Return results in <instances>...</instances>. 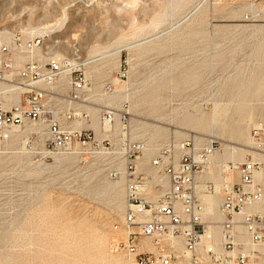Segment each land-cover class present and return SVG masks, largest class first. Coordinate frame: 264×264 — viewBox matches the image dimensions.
I'll use <instances>...</instances> for the list:
<instances>
[{"label":"rangeland","instance_id":"obj_1","mask_svg":"<svg viewBox=\"0 0 264 264\" xmlns=\"http://www.w3.org/2000/svg\"><path fill=\"white\" fill-rule=\"evenodd\" d=\"M263 11L264 0H0V34L45 36L54 54L75 42L84 55L122 49L128 96L111 98L131 105L150 170L162 146L186 139H214L221 158L244 159L264 120ZM120 54L90 64L98 84L117 76ZM44 139L31 132L0 151V264H131L111 249L124 183L77 160L84 174L63 179L64 165L37 153Z\"/></svg>","mask_w":264,"mask_h":264},{"label":"built area","instance_id":"obj_2","mask_svg":"<svg viewBox=\"0 0 264 264\" xmlns=\"http://www.w3.org/2000/svg\"><path fill=\"white\" fill-rule=\"evenodd\" d=\"M41 36L0 34V145L34 122L46 131L47 151L73 155L99 177L124 178L127 204L115 228L127 235L111 249L133 264H264V120L243 160L216 159L214 139H186L139 169L145 140L131 133L127 101H112L116 84L90 76L95 61L84 62L77 42L70 55H55ZM128 66L121 60L120 82Z\"/></svg>","mask_w":264,"mask_h":264},{"label":"bare ground","instance_id":"obj_3","mask_svg":"<svg viewBox=\"0 0 264 264\" xmlns=\"http://www.w3.org/2000/svg\"><path fill=\"white\" fill-rule=\"evenodd\" d=\"M45 41H46L45 36H41V44H45ZM71 48H75V43L72 44ZM121 50L122 49H120V48H117L115 50L108 49V50L99 51L98 53L96 52L97 53L96 55H94V54H88L87 57L84 59V62L87 63V64H89V63H91L93 61H96V60H99V59H104V57L106 58L107 56H110V55H112L114 53H120L121 52V54H120V60H119V66H120V62L122 60V51ZM55 55H60V54H55ZM119 66H118V70H119ZM96 68H97V66H95V65H92V66L89 65L88 66V73L90 74V76L95 81H97V80H99L101 78V77H95L94 76L93 73H94V69H96ZM97 69H99V68H97ZM109 76L110 75L107 76L106 80H108V81H110L112 83H115V84H120L121 83L118 80L117 77H115L114 80H110L108 78ZM128 87H130V83L129 84H127V83H125V84L124 83H121L119 87L115 88L114 93L111 95V97H116L117 95H119V96H128V94L126 93V91H128ZM121 93H125V94L121 95ZM16 97H18V95H16ZM128 111H129V113H131V117H132L131 105H130ZM130 127H131L130 128L131 129V133L132 134H135V132L133 130V127H132V120H130ZM34 131L37 132V133H39L42 138H45L46 137V131H45V129L42 126H38L34 122H28V121H26L22 126H16V127H14L12 129V131H11V138L5 143V147L0 148V151L2 150V152H5V150H7L9 148V147H6V145H8L10 143L12 144L15 141H20L21 139H23L25 137L26 134L31 133V132H34ZM240 133H243V129L240 130ZM25 142H26V140H23L22 141V143H24V144H25ZM33 144H35V143H33ZM251 144H252V142H251V136H250L249 145L247 147L246 153H248V152L251 153ZM236 149H243V148L231 146V152H232V154L236 152ZM148 150H149V147H148L147 141L145 139V146H144L142 155H141V157L138 160V168L139 169H142L144 167V166H141L142 165L141 164V158L145 155V153ZM37 153H40V154H42L44 156L53 157L54 164H55V165L53 164L54 165L53 166L54 168H58L60 165H64L63 170L61 169L63 171L62 172V176H63L62 178L63 179H67L69 176H72V175L84 174L83 169H80L78 167H76V168L73 167V165L76 164L75 156H73V155L65 154V153H51V152L47 151L45 148H43L42 146L38 148ZM220 153H221V150L216 153V155H215V158L216 159H220V160H228V159L243 160V158L242 159H237L236 157H233V156L231 158H228V159H223V158L220 157ZM259 156L262 159H264V154H259ZM263 170H264V167H263L262 171ZM262 171L258 172V174H257L258 177L264 176V174L261 175V172ZM101 178H103V177H101ZM119 181H122L124 183V188H125V191H126L125 179L122 178ZM116 182H118V181H116ZM211 202L214 205L213 206L214 207L213 213H214L215 217L220 218V214L218 213V210H217L218 209V202L219 201L214 198V199L211 200ZM118 232H119L118 234H119V236L121 238H123V239L126 238L127 233L125 231H123V230L120 229V230H118ZM177 243L180 246V241L179 240L177 241ZM130 263L133 264L132 261Z\"/></svg>","mask_w":264,"mask_h":264}]
</instances>
